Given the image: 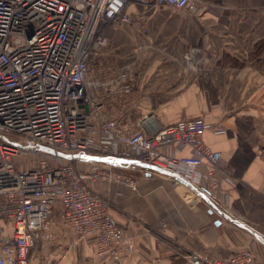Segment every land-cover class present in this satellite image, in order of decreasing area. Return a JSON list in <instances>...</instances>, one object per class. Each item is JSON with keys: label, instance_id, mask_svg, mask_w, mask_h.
Returning a JSON list of instances; mask_svg holds the SVG:
<instances>
[{"label": "built area", "instance_id": "1", "mask_svg": "<svg viewBox=\"0 0 264 264\" xmlns=\"http://www.w3.org/2000/svg\"><path fill=\"white\" fill-rule=\"evenodd\" d=\"M139 1L0 0V264L29 263L50 241L54 209L69 233L68 248L93 238L98 262L120 264L133 255L105 195L116 187L138 191L119 161L147 164L173 185L181 181L205 195L216 210L226 207L223 187L236 180L220 152L204 142L205 133H225L222 123L194 117L164 126L144 114L129 124L113 115L132 92L131 72L105 69V30L127 25L143 33L140 14L127 12ZM146 1L188 12L201 2ZM185 258L189 264H263L248 249L226 260Z\"/></svg>", "mask_w": 264, "mask_h": 264}, {"label": "crops", "instance_id": "2", "mask_svg": "<svg viewBox=\"0 0 264 264\" xmlns=\"http://www.w3.org/2000/svg\"><path fill=\"white\" fill-rule=\"evenodd\" d=\"M127 12L140 14L144 32L127 25L105 30V69L131 72L132 92L113 115L129 124L144 114L164 126L194 117L222 123L225 133H205L204 142L220 152L236 184L223 187L227 204L219 211L188 184L173 185L147 164L120 161L138 187L105 193L111 219L135 246L120 264H189L188 254L226 260L241 249L264 264V43L258 46L264 0H201L195 12L144 0ZM58 217L54 209L50 241L28 264H114L94 258L93 238L68 248Z\"/></svg>", "mask_w": 264, "mask_h": 264}, {"label": "water", "instance_id": "3", "mask_svg": "<svg viewBox=\"0 0 264 264\" xmlns=\"http://www.w3.org/2000/svg\"><path fill=\"white\" fill-rule=\"evenodd\" d=\"M74 158H80V159H85V160H90V161H95V162H108L109 159L106 157H98V156H85V155H77L74 156ZM118 162V161H117ZM120 162V161H119ZM247 228V227H246ZM248 229V228H247ZM250 230V229H249Z\"/></svg>", "mask_w": 264, "mask_h": 264}, {"label": "rangeland", "instance_id": "4", "mask_svg": "<svg viewBox=\"0 0 264 264\" xmlns=\"http://www.w3.org/2000/svg\"><path fill=\"white\" fill-rule=\"evenodd\" d=\"M185 11V10H184ZM116 26H118V25H116ZM131 173V175H133V176H135L136 174H138V173H135V172H130ZM113 189V191H117V189H119V191H121V192H128L129 194H131L132 192H130V191H128V190H126V189H120V188H112Z\"/></svg>", "mask_w": 264, "mask_h": 264}, {"label": "trees", "instance_id": "5", "mask_svg": "<svg viewBox=\"0 0 264 264\" xmlns=\"http://www.w3.org/2000/svg\"><path fill=\"white\" fill-rule=\"evenodd\" d=\"M263 43H264V41H263V42H261V43H259V45H258V46H263ZM258 52H259V51H258ZM258 52H257V53H258Z\"/></svg>", "mask_w": 264, "mask_h": 264}]
</instances>
